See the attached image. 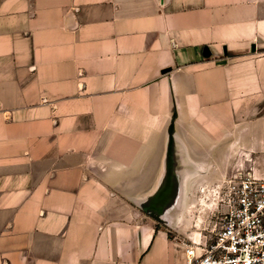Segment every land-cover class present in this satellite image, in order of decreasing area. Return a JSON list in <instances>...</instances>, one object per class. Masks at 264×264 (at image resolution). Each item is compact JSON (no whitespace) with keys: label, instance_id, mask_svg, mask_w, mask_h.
<instances>
[{"label":"crops","instance_id":"obj_1","mask_svg":"<svg viewBox=\"0 0 264 264\" xmlns=\"http://www.w3.org/2000/svg\"><path fill=\"white\" fill-rule=\"evenodd\" d=\"M248 172L264 0H0V264H187Z\"/></svg>","mask_w":264,"mask_h":264},{"label":"built area","instance_id":"obj_2","mask_svg":"<svg viewBox=\"0 0 264 264\" xmlns=\"http://www.w3.org/2000/svg\"><path fill=\"white\" fill-rule=\"evenodd\" d=\"M218 229L202 246L190 244L187 264H264V178L234 175L219 192Z\"/></svg>","mask_w":264,"mask_h":264},{"label":"rangeland","instance_id":"obj_3","mask_svg":"<svg viewBox=\"0 0 264 264\" xmlns=\"http://www.w3.org/2000/svg\"><path fill=\"white\" fill-rule=\"evenodd\" d=\"M224 183H225V181H224ZM222 186L221 187L218 186V187H220L219 188V192H220ZM218 187H217V189H218ZM197 199H201L202 200L203 198L202 197H200V198L196 197L195 200H197ZM190 201L193 202L194 200L192 198H190ZM189 203L190 202H188V204ZM220 204L221 203H220L219 198H218V206L217 207L215 206V208L213 207L212 208V211L208 214L209 216H207V218H206L207 230H215V229H218V222H219L220 211L222 210V207H221ZM189 210H191V213H193V214H195L197 216L204 215V211H203V208L201 206H198V205H195L194 206V205H192V207H190ZM168 234H171V233L168 231Z\"/></svg>","mask_w":264,"mask_h":264}]
</instances>
